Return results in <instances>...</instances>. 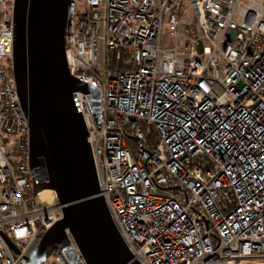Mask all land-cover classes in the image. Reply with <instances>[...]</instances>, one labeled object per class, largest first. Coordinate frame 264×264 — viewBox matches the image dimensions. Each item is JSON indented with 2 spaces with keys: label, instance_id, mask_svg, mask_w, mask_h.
<instances>
[{
  "label": "built area",
  "instance_id": "built-area-1",
  "mask_svg": "<svg viewBox=\"0 0 264 264\" xmlns=\"http://www.w3.org/2000/svg\"><path fill=\"white\" fill-rule=\"evenodd\" d=\"M13 9L0 0V264H28L63 212L34 193ZM65 59L100 91L74 97L133 260L264 264V0H70ZM43 264L72 263L55 245Z\"/></svg>",
  "mask_w": 264,
  "mask_h": 264
},
{
  "label": "water",
  "instance_id": "water-1",
  "mask_svg": "<svg viewBox=\"0 0 264 264\" xmlns=\"http://www.w3.org/2000/svg\"><path fill=\"white\" fill-rule=\"evenodd\" d=\"M69 2L14 0V76L31 127V165L41 175L34 193L54 191L63 212L28 264H43L55 245L72 264H79L67 228L87 264H140L133 260L100 195L88 131L74 97L76 91H83L98 99L100 91L67 68Z\"/></svg>",
  "mask_w": 264,
  "mask_h": 264
},
{
  "label": "rangeland",
  "instance_id": "rangeland-1",
  "mask_svg": "<svg viewBox=\"0 0 264 264\" xmlns=\"http://www.w3.org/2000/svg\"><path fill=\"white\" fill-rule=\"evenodd\" d=\"M186 7H187V15H186V17L189 19V21H192V10H191V7H190V4L189 3H187L186 4ZM197 28V27H196ZM164 38H165V40H166V42H168V40H169V35H168V33H167V27L165 26V28H164ZM184 41L182 40V38H180L179 39V44H180V46H183L184 45ZM45 196V195H44Z\"/></svg>",
  "mask_w": 264,
  "mask_h": 264
},
{
  "label": "bare ground",
  "instance_id": "bare-ground-1",
  "mask_svg": "<svg viewBox=\"0 0 264 264\" xmlns=\"http://www.w3.org/2000/svg\"><path fill=\"white\" fill-rule=\"evenodd\" d=\"M49 196L50 198H51V195H52V192H51V190L50 189H46V190H43L42 192H41V196Z\"/></svg>",
  "mask_w": 264,
  "mask_h": 264
},
{
  "label": "trees",
  "instance_id": "trees-1",
  "mask_svg": "<svg viewBox=\"0 0 264 264\" xmlns=\"http://www.w3.org/2000/svg\"><path fill=\"white\" fill-rule=\"evenodd\" d=\"M113 66H116V63L115 62H113Z\"/></svg>",
  "mask_w": 264,
  "mask_h": 264
}]
</instances>
